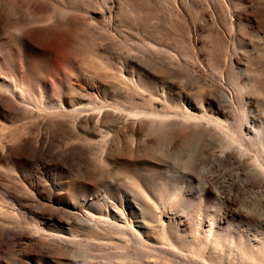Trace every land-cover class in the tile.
I'll return each mask as SVG.
<instances>
[{"label": "rangeland", "instance_id": "rangeland-1", "mask_svg": "<svg viewBox=\"0 0 264 264\" xmlns=\"http://www.w3.org/2000/svg\"><path fill=\"white\" fill-rule=\"evenodd\" d=\"M54 9L62 15L60 26L37 21ZM102 41L109 43V51L101 48ZM113 69L124 70L145 88L128 83L121 88L114 82L92 95L129 110L165 113L169 125L179 126L183 122L176 114L189 111L199 117L217 115L225 127L213 133L212 126L203 129V122L192 119L191 133L168 126L155 135L145 126L138 139L122 138L136 148L129 156L136 161L128 155L116 160L113 151L108 166L100 159L102 150L90 143L80 154L98 167V193L108 189L111 205L119 206L123 195L133 228L122 240L116 229L111 235L99 233L112 239L108 250L76 244L71 258L84 260L81 264L87 259L120 264L118 245L123 242L122 261L128 264H263L264 0H0V144L21 150L22 138L43 135L57 151H72L71 139L51 120L55 109L38 104L59 103L65 91L75 95L74 78L107 79ZM246 119L257 122L262 134L249 130ZM76 140L86 143L87 137L80 134ZM5 172L11 167L3 161L0 189L30 194L62 213L69 203L80 207L92 201L93 195L76 187L70 200L59 195L49 200L27 179L12 182ZM106 179L119 189L112 183L106 187ZM143 188L148 195L140 193ZM0 199L5 200L2 193ZM0 214V235L6 228L33 229L9 207ZM139 235L150 238L143 242ZM17 248L29 246L4 247L0 257L5 253L10 260L25 261ZM72 259L62 263L72 264Z\"/></svg>", "mask_w": 264, "mask_h": 264}, {"label": "bare ground", "instance_id": "bare-ground-1", "mask_svg": "<svg viewBox=\"0 0 264 264\" xmlns=\"http://www.w3.org/2000/svg\"><path fill=\"white\" fill-rule=\"evenodd\" d=\"M107 6H109V4ZM25 17H27L26 14ZM37 21L42 23H47L52 28L60 26L63 23L62 15L58 13V11H56L55 9L49 15H46L45 17H40L39 20ZM147 43L145 40V44H147L146 48H148L150 45V42L147 41ZM100 46L105 51H109L110 49V45L108 42H103L102 45ZM155 47L157 46L155 45ZM122 66L124 67V64ZM106 78L107 79L105 78L103 79L102 77L99 76H93L87 78L84 81L80 80L79 78H74L75 84L77 86V93H75V95L68 94L65 91L64 99L60 100L59 103L55 102L54 104L51 102H44L42 100L43 103L41 102V104H38L39 107L44 109L45 108L55 109L52 113H50V115L53 114L51 120L55 124L57 130L62 131L65 136L71 139V142L69 143H71L72 149L74 151L73 150L71 151L70 150L71 148L69 149V151L68 150L57 151L56 149H54V146L51 143V141L48 140L43 135L39 136V138H37L36 140L35 138L34 140H31L32 137L30 138L27 136L22 138L23 143L21 150L14 149L12 145H10L9 143L0 144V163L4 161V163L6 162L10 165L11 172H5L6 177L10 181L20 182L24 179H27L32 184L34 189H36L40 193V195H43L45 198L49 200L53 199L54 196L56 198V195H59L64 199L70 200L69 197L74 195V193H78L75 191L79 189H83L84 193L93 195V197H91L92 199L91 202L87 200V202L82 204L80 207H77L76 205L75 206L71 205L70 203L67 204L64 212L62 213L57 209H53L54 207L52 206L53 207L52 208L51 205L45 206L43 205L42 202H39L32 197H29L30 194H28V196H23V194L21 195L19 192L13 189H5V190L0 189V193H2V195L5 197L4 202L2 201L3 203L0 201L1 202L0 213L1 212L3 213V211L8 209L9 207L11 208L12 211L22 216V218L25 217L27 221L25 220L24 221L30 224L33 228L31 230L27 226L25 227L19 226L20 227L19 229H17L18 227H16V229L6 228L2 230L3 232L0 235L1 252L4 251V247H8V246L21 247L24 245L25 246L28 245L29 248L27 249L23 248L22 251H20L21 250L20 248H19L20 250L17 248L20 251L19 252L20 254L21 252L23 253L22 255L26 258L27 261L26 260L22 261V259L10 260L9 256H7L5 253H2V257H0L1 258L0 264H29L30 259L32 260L33 264H61L64 260L72 259L71 255L73 254L75 255V251L71 250V248L76 244L86 242L90 247H93L94 249L96 247L97 250H108L112 246V242H113L111 241L112 239L108 240L106 236H102L99 233L111 235L114 234L112 230L116 229L117 232L115 233L119 232L120 233L119 235H121L120 239L122 240L125 237V235H127L128 233L127 230L133 228V221L132 220H131L132 222L130 221V218L128 217V213L124 208V199H123L124 196L123 195L120 196L122 197L120 199L122 200V202H120V206H119V205H111V197L108 189H105V192L103 194L98 193L100 180H101L95 176L98 167L95 164H93L89 156L82 157V155L80 154L82 152L88 151L89 147H91L89 146L90 143L92 147H96L102 150V154L100 153L101 155L100 159L104 162L105 165L108 166L110 165L111 162H113V157H111L110 155V153H113V151L116 152V160L122 159L124 158V156L126 157L127 155H128L127 158H129L130 161L135 160L134 158H130L129 156L135 154L136 148L134 147V145H130V143L129 144L126 143L127 141L124 142L122 138L127 135H131L134 137V139H138L139 135L142 133V131H144L143 128L145 126H148L149 129L150 128L152 129L151 130L152 134H155L157 130L159 129L162 130L163 128L168 126L180 130V134H185V133L193 132L192 126L190 125V121H192V119H195L197 121L199 120L200 122H203V125L202 123L201 125L198 124L199 122L197 123L198 126L200 125V127H202L203 129H207V128L209 129L208 126L210 127L212 126L213 133L214 131H217V129L219 128L220 130L221 129L224 130L225 123L221 121L222 119L220 120V118H217V115L216 117H213L214 115L208 116L204 114L205 115L204 117H199L198 114H193L190 113L189 111L186 112L183 111L176 114V117H180L183 123H179L180 124L179 126L176 124V122L175 125L173 124L169 125L171 124V122L170 121L167 122L164 120L165 113L162 115L157 111L146 112L143 109H142L143 111H141V110H136L134 108H133L134 110L131 109L129 110L127 109L128 107L125 108L122 103H121L122 107L117 106L115 105L116 103L113 104L103 99L101 96L98 95L95 96L96 94L92 95L93 91L96 90L97 87H106V86L108 87L110 85L115 84L114 82H118V84H123L120 85L121 88H123L122 86H124V84L126 85V83L132 84V86L135 88H141V89L145 88V86L142 84V81L139 82L138 80H134L132 76L125 74L124 70L122 69L121 70L113 69V71L111 70L110 73L106 74ZM51 86L52 84L50 82L47 83V87L50 88ZM15 87L14 89L11 90L13 94H15V90H16ZM147 87L148 86H146V88ZM121 91H123V89ZM25 95L30 97L28 91L25 93ZM30 98L32 99V97ZM10 108L11 110H13L14 106L12 105ZM59 112H62L61 113L63 114L62 117H60L61 115L59 116L60 114ZM246 120H247L246 124L248 125L249 130L252 129L255 132V134L257 133L258 135L262 134L261 132L262 130L259 129L256 125L257 122L253 123L248 119ZM162 122L164 123L162 124ZM238 128H240L241 136L244 138L245 136V135L243 136V134H245L244 126L241 125ZM217 132L219 133V131ZM80 134L86 135L88 140V141L86 140V143L84 141L79 142L81 141V139L79 141H77L78 139L75 141V139L78 138ZM114 134H115V138H118L117 143L116 141H113L115 140V138H113ZM234 142L237 144L239 143L236 142V140ZM241 142L244 143V141ZM237 147L241 148L238 145ZM244 147L245 146H243V148ZM100 150L98 151L100 152ZM95 151L96 149L93 150V152ZM226 157H228L227 154ZM75 160H77L78 163H76L77 161L75 162ZM171 176L173 177V174H171ZM136 179L138 180V178ZM111 180L110 182L109 180L108 182L106 181L107 183L105 182V184H107L106 187L110 185V183H112ZM113 180L117 181V179L115 178H113ZM113 185L117 186L118 184L115 183ZM138 186H140V184ZM75 187L77 189L74 191ZM96 193L97 195H95ZM140 193L141 194L146 193L148 195L147 190L145 191V188H143L142 192ZM8 200L9 202L10 201L11 202L6 203L5 201ZM104 207L106 209L102 210V208ZM74 226L79 227L81 230H85L84 233H82L79 229L75 228ZM86 230H90V232L89 231L87 232ZM139 237L141 236L139 235ZM148 239L144 238L143 236L141 237V240L143 242H146ZM150 242L152 241L150 240ZM169 244L171 245L172 243ZM118 247L122 248V249L119 248L121 250H119L118 253L119 254L118 259L120 264H128L122 261L123 257H125L123 242H120ZM89 256L92 257V255ZM87 260L85 261L88 262V264H91L90 263L91 261L89 259ZM80 262L82 261H79V259L77 258L72 259V264H81ZM112 263L114 262L111 260L110 264Z\"/></svg>", "mask_w": 264, "mask_h": 264}]
</instances>
